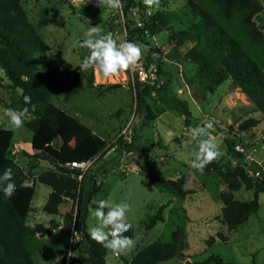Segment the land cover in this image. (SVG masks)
Returning a JSON list of instances; mask_svg holds the SVG:
<instances>
[{
  "label": "rangeland",
  "instance_id": "374dc122",
  "mask_svg": "<svg viewBox=\"0 0 264 264\" xmlns=\"http://www.w3.org/2000/svg\"><path fill=\"white\" fill-rule=\"evenodd\" d=\"M134 1L139 4L127 10H124V6L116 10L98 6V0H85L81 8L73 0H20L45 43L43 48L34 53L37 69L52 73L56 78L51 101L78 118L80 123L79 135L75 136L73 142L77 141L80 134L95 131L113 145L104 154L90 159L82 168L86 173L95 174L100 186L91 196V203L106 199L113 204L124 202L130 206L126 216L131 224L135 247L123 258L109 251L106 261L110 264H131L129 260L136 251L156 240L169 241L171 233L181 227L184 233V257L175 256L156 264H216L214 261L203 263L210 255H218L224 261L236 264H264V192L258 194V209L250 214L246 222L228 231L219 218L222 207L219 193L226 186L215 171L201 174L191 167V154L198 145L191 140L189 132L192 127L212 122L213 128L202 138L218 145L223 153L220 165L226 160L232 164L244 163L248 174L255 181L264 180V143L258 142L264 139V113L257 110L244 93L233 87L229 79L210 92L207 81L195 78V64L183 57L191 43L177 47L175 40L170 37L172 31H177L185 24L186 0H165L167 4L160 5L158 10L173 18H170L166 29L153 36L157 46L147 45L146 41L139 39L140 35H131L130 42L147 46L148 51L144 55L152 59L161 74L160 87L151 89L145 99L155 118L149 119L146 110L136 109V94L129 84L123 83L114 88L95 86L90 79L91 68L82 71L79 91L68 98L64 97L73 77L80 71L79 65L89 55V50L79 47V43L86 38L85 33L90 27H98L101 35L111 32L119 45L125 41L123 22L126 28L135 27L137 23L142 25L157 11L150 12L143 0ZM260 2L262 10L253 16V20L264 36V0ZM201 5L209 10L215 9L217 21L264 70L262 48L239 27V13L227 20L216 12L217 6L210 0H201ZM173 13L178 16L175 17ZM229 24L232 25L231 29ZM103 79L101 76L100 80L105 81ZM116 79L117 75L106 78V82ZM19 93V89L10 87L4 71L0 69V125L13 131L8 155L24 169L30 187L35 185L33 210L27 216L26 223H41L44 226L54 223L52 226L55 228L63 222L62 228L51 229L47 234H28L26 244L34 264H66L69 249L67 238L73 228L63 218L66 212L74 211L77 195L65 194L56 214L43 211L50 187L37 182L35 175L49 164L44 160H32L30 156L31 131L25 121L33 115L26 113L24 126L15 129L4 114L8 108L19 111L15 104ZM194 96L199 97L200 101H196ZM180 102L185 103L189 115L182 112ZM249 117L257 119V124L248 130L239 131V123ZM227 142L230 152H227ZM236 145L241 150H237ZM142 152L148 155L157 176L175 179L184 175L183 188L192 191L178 196L170 190L152 185L144 171L135 170L132 166L134 160H144ZM237 153H241V156ZM80 185L81 193L85 192L89 186L85 176ZM233 195L236 199L247 200L253 197V189L241 187ZM162 205L163 220L147 228L149 218ZM96 223L87 209L86 231L89 232V228ZM217 232L227 235L228 240H219ZM211 236L214 242L208 243ZM72 251L70 257L78 252L84 253L78 242L72 246Z\"/></svg>",
  "mask_w": 264,
  "mask_h": 264
},
{
  "label": "trees",
  "instance_id": "16d2710c",
  "mask_svg": "<svg viewBox=\"0 0 264 264\" xmlns=\"http://www.w3.org/2000/svg\"><path fill=\"white\" fill-rule=\"evenodd\" d=\"M210 2L217 6L216 12L227 20L232 19L235 13H239V27L245 30L253 42L261 46L264 53V36L253 20V16L262 10L260 0H210ZM122 3L124 10L139 4L134 0H122ZM166 4L165 0H160V5ZM185 6L187 9L183 17L185 24L177 31H172L170 37L175 40L177 47L187 42L191 43L183 57L195 64V78L207 81L210 92L229 79L233 87L244 93L255 108L264 113V70L243 50L238 40L217 21L214 8L206 9L201 5V0H186ZM173 14L175 17L178 16L177 13ZM170 18L173 17L162 10L155 11L141 26L131 28L127 26V41L132 39L131 35L136 34L140 35L141 41L154 46L151 39L143 37L144 29H147L151 36H155L166 29ZM228 26L232 28L231 24ZM233 31L236 34L235 30ZM44 44L42 36L29 20L20 0H0V69L4 71L10 87L20 90L15 100L17 110L27 108V113L33 115L25 121V125L31 131L32 160H44L50 165L35 175L37 182L50 187L42 209L46 213L56 214L65 194L77 195L74 211L66 212L63 220L71 223L74 233L79 235L78 246L84 249V253H76L66 264H110L106 261L109 250L90 238L85 225L88 207L96 206L90 201L91 196L100 187L96 182V175L83 172L80 167H72L67 163L88 161L104 154L113 145L108 144L106 139L95 131L80 134L77 141L73 142L81 128L78 118L51 101L56 88L55 75L37 69L34 53L43 48ZM146 58L149 64H154L152 59ZM90 79L93 82L92 68ZM81 85L82 70L73 77L64 97L68 98L77 93ZM94 85L105 88L121 86L119 83ZM150 90L149 86L135 83L136 109L146 110V116L153 119L156 115L152 114L145 101ZM24 96L30 97V103L25 102ZM180 105L182 112L189 115L185 103L180 102ZM257 122L258 120L253 117L244 119L239 123L238 130H248ZM12 135V129L0 125V175L11 168L16 185V191L11 198L4 196L3 185H0V264H34L32 253L26 244L27 236L32 233L44 235L50 228L41 223L31 225L26 223L27 216L33 210L32 199L35 189L25 183L26 172L8 155ZM258 142L264 143V139ZM226 146L227 152H230L228 142ZM142 154L144 160H134L132 166L135 170L144 171L152 185L170 190L178 196H184L192 191L183 188L184 175L175 179L157 176L152 170L148 155L145 152ZM237 155L241 156V153ZM220 161L219 158L208 164L203 172L215 171L226 186V189L219 193L222 202L219 218L230 231L246 222L250 214L258 209V194L264 192V180L255 181L248 174L244 163L232 164L226 160L221 166ZM80 175L81 178L78 179ZM84 176L88 179L89 186L81 193L80 184ZM241 187L246 190L253 189V197L247 200L234 198L233 192ZM162 209L163 205L149 218L147 228L152 227L158 220H163ZM125 235L132 238V229ZM217 238L222 241L228 240V236L222 232H217ZM207 242H214V237H209ZM183 244V230L177 227L171 233L169 241H153L136 251L129 261L131 264H156L175 256L184 257ZM120 256L123 258V255ZM208 261H214L216 264H236L224 261L218 255H210L203 263Z\"/></svg>",
  "mask_w": 264,
  "mask_h": 264
},
{
  "label": "clouds",
  "instance_id": "9594fccd",
  "mask_svg": "<svg viewBox=\"0 0 264 264\" xmlns=\"http://www.w3.org/2000/svg\"><path fill=\"white\" fill-rule=\"evenodd\" d=\"M73 2L80 8L85 5V0H73ZM143 3L150 12L160 7V0H143ZM98 6L119 10L122 9L123 4L122 0H98ZM100 32L98 27H90L85 33L86 38L79 43V47L89 50V55L79 65L82 71L92 68L104 78L114 77L135 66L148 51L147 46L138 42L124 41L118 45L111 32L104 35ZM24 100L30 103V97L24 96ZM27 111V108L22 111L8 108L5 109L4 114L8 117L11 127L20 129L24 126V116ZM212 128L213 123L209 122L189 129L191 140L197 142L198 145L197 150L191 154V167L201 174L208 164L223 155L216 143L202 138L207 136L208 130ZM13 175L11 168L6 169L0 175L3 194L8 198H11L16 191ZM93 203L96 207L93 208L90 205L88 211L97 223L89 228L90 238L114 255L119 256L130 252L135 247V241L125 235L131 229L126 216L130 211V206L124 202L113 204L106 199L93 201Z\"/></svg>",
  "mask_w": 264,
  "mask_h": 264
},
{
  "label": "built area",
  "instance_id": "2783aa9c",
  "mask_svg": "<svg viewBox=\"0 0 264 264\" xmlns=\"http://www.w3.org/2000/svg\"><path fill=\"white\" fill-rule=\"evenodd\" d=\"M137 26H141L140 23H137ZM122 29H123V35L125 38V41H127V30L125 27L124 22L122 23ZM143 37L146 38H151L154 46L156 45L155 39L153 36L150 35L149 31L147 29H144L143 31ZM155 54V53H154ZM93 70V82L94 84H107V83H119V84H129L133 88V91L135 92V83L138 82L141 86H149L151 89H156L159 88L162 80H161V74L158 72V68L155 64H149L146 56L144 55L142 59L133 67H131L129 70L122 71L117 74V79L111 82H106V78L102 76L98 71ZM98 75V78H97ZM104 78L101 81V76ZM235 148L237 150H241V148L236 145ZM88 161H83V162H70L67 163V165L72 166V167H80L81 170L84 172L82 169ZM79 240V235L77 233H74L73 229L71 233L68 236V255H67V260L68 258L73 254L72 251V246H74Z\"/></svg>",
  "mask_w": 264,
  "mask_h": 264
},
{
  "label": "crops",
  "instance_id": "0c3cea01",
  "mask_svg": "<svg viewBox=\"0 0 264 264\" xmlns=\"http://www.w3.org/2000/svg\"><path fill=\"white\" fill-rule=\"evenodd\" d=\"M50 167V165H48L47 167H46V169L47 168H49ZM26 184H28L29 185V183L27 182V180H26V182H25ZM34 187V189H35V185L33 186ZM34 192H35V190H34ZM50 192V191H49ZM49 194V193H48ZM34 195H35V193H34ZM54 224V223H53ZM52 223H50V226H49V228H50V230L52 229V230H56V229H59V228H62V226H63V222H62V224H57V226L54 228L52 225H53ZM59 231V230H58ZM47 234V233H46Z\"/></svg>",
  "mask_w": 264,
  "mask_h": 264
},
{
  "label": "water",
  "instance_id": "95a60500",
  "mask_svg": "<svg viewBox=\"0 0 264 264\" xmlns=\"http://www.w3.org/2000/svg\"><path fill=\"white\" fill-rule=\"evenodd\" d=\"M194 99H195L196 101H200V98H199V97L194 96ZM187 263H188V262H187Z\"/></svg>",
  "mask_w": 264,
  "mask_h": 264
}]
</instances>
